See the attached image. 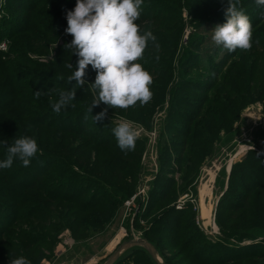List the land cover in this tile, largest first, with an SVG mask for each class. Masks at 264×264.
<instances>
[{"label":"rangeland","instance_id":"rangeland-1","mask_svg":"<svg viewBox=\"0 0 264 264\" xmlns=\"http://www.w3.org/2000/svg\"><path fill=\"white\" fill-rule=\"evenodd\" d=\"M33 1L18 0L24 8ZM174 1L152 0L145 6L143 2L141 7L155 5L153 11H168L169 8L175 9ZM16 2L0 0L1 52L11 49L13 40L9 39V33L14 31L12 27L18 22L16 17L22 16L24 11L23 8L15 11ZM181 2L186 21L182 41L177 38L178 14L169 12L173 20L165 33L166 46L160 51L144 52L143 58L137 61L153 77L151 101L144 107L138 103L128 109L116 108L102 121H94L93 116L97 113L87 118L92 127L104 122L115 127L122 120H128L138 130L136 142L142 143L143 154L135 193L124 201L117 218L104 232L80 241L73 238L69 230L64 231L54 246L52 256L43 260L44 264H103L123 242L139 237L148 239L146 233L152 236L151 241L148 240L160 254L171 259V264H203L205 258L215 263L221 259L224 247L239 243L253 245V248H247L249 250L264 251V23L253 32L250 50H239L237 58L228 59L225 58L227 53H221L223 61L221 64V60L218 62V67L224 76L216 78L214 69L209 68L206 61L208 54L218 47L212 38L205 39L201 49L192 50L188 44L191 37L197 39L205 34L213 35L214 24L205 21L206 13L204 10L201 14L198 12L199 5L190 4L189 0ZM48 4L53 6L52 10L64 6L70 11L74 10L76 0H51ZM42 5L45 4L41 3L35 9L37 15L41 14L38 10ZM248 7L243 11L253 23L260 19L264 22L261 17L264 7L261 9L257 4H249ZM200 27L202 31L198 30ZM64 44V39L60 38L50 45L48 51H40L38 56L27 53V57L48 65ZM198 51H201L199 65L195 63ZM157 56L172 64L173 78L167 83L158 77L161 75L158 72H163L167 64L155 59ZM18 67H22L20 63ZM25 68L23 65L14 72L22 80L27 71ZM41 72L38 68V73ZM162 75L167 76L166 73ZM62 76L45 73L43 79L48 77L59 81ZM215 79L219 87L235 83L238 88L236 94H227V90L214 92L209 83ZM254 79L257 82L253 87ZM210 101L213 105L209 108ZM198 105L204 107L199 108ZM214 107H218L217 111ZM194 117L202 122L200 125L194 122L190 127L188 121ZM189 129L194 135L188 139ZM257 186L259 188L256 189ZM170 188L175 196L169 207L177 212L182 206H189L188 223L192 228L183 232L179 245H172L166 252L160 247L174 238L171 224L178 214L164 216L159 211H150L148 205L155 199L158 201L161 194ZM250 188L254 189L251 208L242 209L239 215L233 212L226 214L225 206L241 203ZM184 245L192 247L193 252H188ZM197 251L204 258L202 263L195 257ZM136 259V263H128L132 262L129 260L125 264H152L143 255ZM247 264H264V260L251 259Z\"/></svg>","mask_w":264,"mask_h":264},{"label":"trees","instance_id":"trees-1","mask_svg":"<svg viewBox=\"0 0 264 264\" xmlns=\"http://www.w3.org/2000/svg\"><path fill=\"white\" fill-rule=\"evenodd\" d=\"M12 1L18 3L15 11L19 8H23L24 11L22 16L16 17L18 22L12 27L14 31L9 33V39L13 40L11 49L6 52L0 51V141L5 142L0 143V161L6 158V147L10 146L15 138L24 135L31 136L37 141L40 152L31 159L27 167H24L18 159H14L11 168L0 169V264H10V259L20 256L27 258L31 264H44L43 260L52 256L54 246L58 244L59 236L64 231L69 230L73 238L85 241L96 233L104 232L106 227L117 218L120 207L135 193L139 183L137 179L143 150L142 143L136 142L135 150L125 155L117 146L111 129L114 125L105 122L95 127L89 125L88 115L98 114L107 108V116L110 117L116 109L101 102L98 107L93 108L92 113L88 112L92 100L97 95L90 85L95 82L97 75V71L91 65L85 70L86 84L83 88H79L75 85V81L69 84L67 80L75 70L78 60L71 50L64 46L59 47L58 56L48 65L27 57V53L38 56L41 54L40 51H48L50 45L60 38L64 39L65 44L71 42L73 37L65 33L68 26L67 8L54 7L55 9L52 10L53 6L47 5L51 0H34L27 3L25 8L18 0ZM150 1L152 0H144L143 6L150 4ZM189 2L200 6L198 11L200 14L205 11V21L214 24L213 29L216 25L226 22L223 10L228 0H189ZM41 3L45 5L40 6L38 12L41 14L37 15L35 9ZM174 4H176L175 9L168 7V11H153L155 5L142 7L141 16L136 21L141 32L151 30L157 37L158 51L165 45V33L171 28L170 22L173 17L169 12L175 11L178 14L177 38L180 42L183 39L186 21L182 15V2L175 0ZM249 4H256L255 0L248 2L239 0L238 7L242 10L249 9ZM6 9L8 10L9 7ZM261 20L253 23L250 18L253 32L258 26L263 25L264 22ZM200 28L198 30L202 31L203 28ZM208 38H212V35L205 34L197 39L191 37L188 44L192 50L201 49L205 45V39ZM221 49L219 46L216 47L208 54L206 61L209 68L214 69L215 77L222 79L224 73L218 67L223 61L221 53H227L225 57L227 59L237 58L240 49L234 53ZM156 51L152 42H149L145 52ZM198 52L196 56L198 60L195 62L197 65L201 59V51ZM240 57L243 58V54ZM159 60L166 63L167 67L163 72H158L161 74L158 77L162 82L167 83L173 78L172 64L162 61L161 57ZM19 63L22 67H18ZM68 63H72L73 69L65 67ZM23 65L26 66L25 71H27L22 80L20 75L14 72L23 68ZM38 68L41 73H38ZM45 73L63 74V76L59 81L48 77L43 79ZM163 73L167 76L162 75ZM223 81L221 80V83ZM256 82L254 79L253 87ZM217 83V79L209 83V88L212 85L211 89L216 93L227 90V94L233 96L238 90L235 83H227L228 85L225 83L220 87ZM49 89L52 90L51 95H41L39 99L35 97L36 91L47 92ZM72 89L76 90L73 101L75 106L69 105L59 114L54 113L50 100H58L61 90ZM212 105L213 101H210L209 108ZM217 109L218 107H214L215 111ZM194 122L200 125L202 120L194 117L188 121L190 127ZM191 134L193 136L194 132L189 129L187 137ZM182 153L183 151L180 152ZM84 174L88 177L85 178ZM174 184L175 182L172 183ZM253 188L249 189L241 203L235 206L226 205V214L233 212L232 214L239 215L242 209L251 208ZM170 190L171 188L161 194L158 201L155 199L148 205L150 211H159L164 216L169 213L178 214L177 219L171 224L175 233L174 238L160 247L166 252H169L172 245H179L180 240L183 239V232L192 228L190 222L188 223L189 206H182L177 212L169 207L175 196ZM145 235L151 241L152 236L149 233ZM186 246L184 245V248L188 252H193L192 247ZM252 246L240 245V243L227 245L223 251L221 250V259L213 263L209 258H205L203 264H247L251 259L264 260V251L247 249ZM195 253H197L195 257H198L202 263L204 258L198 255V251ZM135 255L146 256L152 264H155L142 249L130 250L117 264H125L129 260L132 262L128 263H136ZM164 259L167 264H171V259L166 257Z\"/></svg>","mask_w":264,"mask_h":264},{"label":"clouds","instance_id":"clouds-1","mask_svg":"<svg viewBox=\"0 0 264 264\" xmlns=\"http://www.w3.org/2000/svg\"><path fill=\"white\" fill-rule=\"evenodd\" d=\"M144 0H76L74 10L67 11V28L65 33L73 37L64 48L71 50L78 57L75 70L68 76L70 84L83 88L86 68L91 65L97 71L95 82L90 84L97 95L92 100L88 112L101 102L112 108L128 109L131 106L141 107L148 104L153 96L150 85L153 77L138 60L143 58L149 42L159 50L157 37L151 30L141 32L136 21L140 18ZM259 7H264V0H255ZM239 0H228L224 8L226 22L216 25L212 30V41L222 46L229 53L237 49L248 51L253 46V31L250 17L238 7ZM264 18V12L261 13ZM159 59V56L156 57ZM65 67L73 69L72 63ZM36 91L35 97L51 95ZM76 90L59 92L58 100L51 101L52 111L59 114L73 103ZM107 115V108L93 116L95 122L102 121ZM117 146L125 155L134 151L139 138L138 130L132 122L122 120L113 129ZM0 143H5L0 141ZM40 152L37 141L31 136L15 138L6 147V158L0 161V169L11 168L14 159L22 162L24 167L30 165L31 159ZM10 264H31L23 257L10 259Z\"/></svg>","mask_w":264,"mask_h":264},{"label":"water","instance_id":"water-1","mask_svg":"<svg viewBox=\"0 0 264 264\" xmlns=\"http://www.w3.org/2000/svg\"><path fill=\"white\" fill-rule=\"evenodd\" d=\"M133 249H142L146 251L155 264H167L156 246L144 237L123 242L103 264H117L121 258Z\"/></svg>","mask_w":264,"mask_h":264},{"label":"built area","instance_id":"built-area-1","mask_svg":"<svg viewBox=\"0 0 264 264\" xmlns=\"http://www.w3.org/2000/svg\"><path fill=\"white\" fill-rule=\"evenodd\" d=\"M137 196H135V198H136ZM179 207H181V206H179Z\"/></svg>","mask_w":264,"mask_h":264}]
</instances>
